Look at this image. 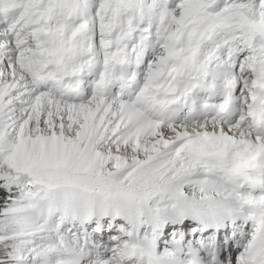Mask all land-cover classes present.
I'll return each mask as SVG.
<instances>
[{"label":"snow or ice","instance_id":"6c2138e0","mask_svg":"<svg viewBox=\"0 0 264 264\" xmlns=\"http://www.w3.org/2000/svg\"><path fill=\"white\" fill-rule=\"evenodd\" d=\"M0 264H264V0H0Z\"/></svg>","mask_w":264,"mask_h":264}]
</instances>
